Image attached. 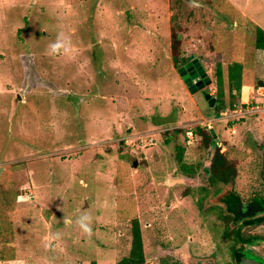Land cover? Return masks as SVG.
<instances>
[{
  "label": "rangeland",
  "instance_id": "1",
  "mask_svg": "<svg viewBox=\"0 0 264 264\" xmlns=\"http://www.w3.org/2000/svg\"><path fill=\"white\" fill-rule=\"evenodd\" d=\"M255 25L264 29V0H0V264H112L130 249L134 218L147 264H230L225 232L253 230L234 224L218 190L263 193L264 52L254 49ZM173 30L180 64L196 59L209 78L203 92L216 99L220 62L228 102V65L240 62L241 94L253 86L242 102L259 111L215 116L174 66ZM59 33L70 57L48 54ZM195 126L214 131L237 171L231 185L211 186L203 168L212 148L201 135L187 141ZM179 148L199 166L191 177L180 171ZM84 213L90 239L74 223Z\"/></svg>",
  "mask_w": 264,
  "mask_h": 264
},
{
  "label": "trees",
  "instance_id": "2",
  "mask_svg": "<svg viewBox=\"0 0 264 264\" xmlns=\"http://www.w3.org/2000/svg\"><path fill=\"white\" fill-rule=\"evenodd\" d=\"M179 5L185 4L188 2V0H174ZM182 39H181V33H177L175 30L172 31L171 35V53L173 57V63L175 67L181 68V62H185L186 58L184 57L183 53L180 51V47L182 45ZM253 46L255 51L256 50H264V30L255 25L254 26V40H253ZM215 77H216V102L213 107V113L215 116H218L220 112L225 110L226 107H229V110H232L236 107L243 106L242 103L239 102V104L235 103V94L236 96H240L241 89L243 86L242 79L244 77V65L240 62H231L228 65L227 69V81H228V89H229V100L228 102L225 100V93H224V72L222 68V64L220 62H217L215 64ZM257 89L264 90V84L259 83L257 86ZM227 102V103H226ZM193 131L197 135L202 136V145L204 148H212L213 150V156L211 158V162L208 167L203 168V172L208 176V179L210 181L211 186H214L216 184H222V185H231L233 183V179L237 173L236 168L234 164L227 159L224 153H222L218 147H217V139L214 134L213 130H207L206 128H202V126H195L193 128ZM184 149L179 148V152L177 155L178 159V165L180 168V171L186 175V176H193L196 173V168L199 166L193 167L190 164H187L182 159ZM262 188L264 192V171L262 172ZM204 192L203 196L201 197V200H204L207 195V190L202 189ZM217 194V200L218 201H225L226 205V213L232 214L234 213L235 205L239 201L238 198L233 197L231 194V190L229 188H226L222 193L221 189L218 190ZM225 199V200H223ZM215 209V208H214ZM211 210H213L211 208ZM217 214V212H216ZM218 216H222L220 212H218ZM226 218V215L223 216ZM233 221H235V218H232ZM228 223V222H226ZM250 223L249 221H246L245 224ZM226 238L231 237L232 245L231 247H234L235 243L239 241L240 237L243 236L240 233V229H235L231 233L225 232ZM248 239V238H247ZM247 239L243 240V243L247 241ZM170 257H166L161 261V264H178L177 262L171 261ZM87 264V263H86ZM88 264H109L107 262H90ZM112 264H147L146 262V256L144 252V244H143V237H142V231L139 224V220L137 218H134L131 222V245L128 253L121 257L118 261L113 262Z\"/></svg>",
  "mask_w": 264,
  "mask_h": 264
},
{
  "label": "flooded vegetation",
  "instance_id": "3",
  "mask_svg": "<svg viewBox=\"0 0 264 264\" xmlns=\"http://www.w3.org/2000/svg\"><path fill=\"white\" fill-rule=\"evenodd\" d=\"M192 62H193V60H191L188 63H185L182 67H184L187 64H190ZM198 71H201V74L199 72H197L193 76H190V75H188L187 69H185L184 74H186L188 76V79L191 83L193 82L192 86H191L192 87L191 91H195L194 94L197 91L201 92V94L204 97V93H206V92H203V89L207 86V84L209 82V78L207 75H205V71L201 67H199ZM180 76L182 78L181 74H180ZM196 82H199V85H195ZM185 85H186V83H185ZM211 98L212 97H209L208 100ZM261 187H262V184H261ZM231 194L233 195V197L239 199V201L236 203L235 207H237L239 204H243L244 205L243 209L245 211L246 205L254 204V205H257L258 207H261L262 210L258 212L256 209V211H257L256 215H254L252 217L244 218V219H238L235 212L231 214L232 218H235V221H233L234 224H240L241 223L242 226L251 227L253 231H252L251 235L244 236L243 233L241 232V227L237 228V229H240V233L243 236H241L239 241L235 243L236 245H234V247L230 248V251H229L230 264H239L241 262V260L244 259L245 257L250 258V259H254L256 262H258L260 264H264V231L263 232L258 231V229L260 227L264 228V192L262 194H260L258 192V190H253V193L247 199H243L239 193H237L236 191H233V190H231ZM223 200H225V199H223ZM219 202H220V204H222L223 206L226 207L225 201H219ZM251 207L253 208V206H251ZM246 221H249L250 223L245 224ZM230 233L232 234V232H230ZM259 237H262V238L258 239ZM244 239H247V241H245V243H243ZM249 240H252L253 242L251 244H249ZM246 250L252 251L254 253L253 256H258V258L247 256L245 254ZM208 259H210V258H208ZM257 259L259 261H257ZM207 261H211V262H213V264H217V262H215V260L213 258H211V260H207Z\"/></svg>",
  "mask_w": 264,
  "mask_h": 264
},
{
  "label": "clouds",
  "instance_id": "4",
  "mask_svg": "<svg viewBox=\"0 0 264 264\" xmlns=\"http://www.w3.org/2000/svg\"><path fill=\"white\" fill-rule=\"evenodd\" d=\"M49 55H64L71 56L73 54L71 41L68 37L64 35V33H59L55 42L49 45L48 50ZM65 224H71L73 221L71 219L66 218L64 220ZM74 223L79 227L82 233L86 236V238L90 239L93 235V218L91 215L84 213L76 217ZM61 239V234L59 232L52 234L51 236L46 238L45 247L48 248L52 245V242L59 241ZM13 264H24L23 261H14Z\"/></svg>",
  "mask_w": 264,
  "mask_h": 264
},
{
  "label": "water",
  "instance_id": "5",
  "mask_svg": "<svg viewBox=\"0 0 264 264\" xmlns=\"http://www.w3.org/2000/svg\"><path fill=\"white\" fill-rule=\"evenodd\" d=\"M199 67H201L200 62H198V60H193L192 63L187 64L184 67H181L178 69L179 74L182 75V79L184 80V82L186 83V86L188 88H190V90H192V83L189 81L188 76L186 74H184L185 69H187L188 75L193 76L195 73L199 72L201 74V71H198ZM195 78V77H194ZM209 84V82H208ZM195 85H199V82H196ZM205 98L208 100V98L210 97V95L208 93H204ZM215 98H211L208 100V103L210 104L211 107H214L215 105ZM243 204H239L237 207H235L234 212L236 214V216L238 217V219H244V218H248V217H252L254 215H256L257 211H261L262 208L258 207L257 205L254 204H248L245 207V211L243 209ZM251 206H253V209ZM257 209V211H256ZM262 237H259L258 239H260ZM257 240V239H256ZM253 241L249 240V244H251ZM203 264H213V262L211 261H206ZM239 264H260L258 262H256L254 259H250L245 257L244 259L241 260V262Z\"/></svg>",
  "mask_w": 264,
  "mask_h": 264
},
{
  "label": "built area",
  "instance_id": "6",
  "mask_svg": "<svg viewBox=\"0 0 264 264\" xmlns=\"http://www.w3.org/2000/svg\"><path fill=\"white\" fill-rule=\"evenodd\" d=\"M243 106L236 107L232 110H226L223 112H220L218 116H220V119H224L227 121H236L243 118H246L249 115L255 114L259 111L261 108V104H256L252 101H247L245 103H242ZM192 127V126H191ZM188 128L186 131L188 144H193L195 141H192L193 139L197 140L199 136L194 133L193 128ZM212 127H210L211 129ZM190 129V130H189Z\"/></svg>",
  "mask_w": 264,
  "mask_h": 264
},
{
  "label": "crops",
  "instance_id": "7",
  "mask_svg": "<svg viewBox=\"0 0 264 264\" xmlns=\"http://www.w3.org/2000/svg\"><path fill=\"white\" fill-rule=\"evenodd\" d=\"M264 30V29H263ZM258 52H264V50H256V53H258ZM254 61H256V59H253ZM244 78H245V75H244ZM244 88V87H243ZM247 91L248 92H246V90H245V88L242 90V94H241V103H243L244 101L243 100H246L247 99V93H249L250 92V94H251V92L253 91V86H251V87H249L248 89H247ZM250 94H249V96H250ZM246 97V99H244ZM243 101V102H242Z\"/></svg>",
  "mask_w": 264,
  "mask_h": 264
}]
</instances>
